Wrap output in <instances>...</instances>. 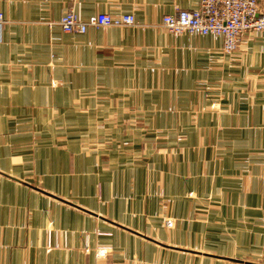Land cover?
<instances>
[{
  "label": "crops",
  "instance_id": "obj_1",
  "mask_svg": "<svg viewBox=\"0 0 264 264\" xmlns=\"http://www.w3.org/2000/svg\"><path fill=\"white\" fill-rule=\"evenodd\" d=\"M198 7L0 0V264H264V33L161 27Z\"/></svg>",
  "mask_w": 264,
  "mask_h": 264
},
{
  "label": "built area",
  "instance_id": "obj_2",
  "mask_svg": "<svg viewBox=\"0 0 264 264\" xmlns=\"http://www.w3.org/2000/svg\"><path fill=\"white\" fill-rule=\"evenodd\" d=\"M198 9L179 10L165 15L161 27L172 35L196 37L214 36L223 40L224 52L233 54L247 34L264 33V13L258 0H198ZM3 16L0 15V27ZM58 26L65 34H86L89 29L102 27L134 28L138 26L133 15L114 17L110 14H96L84 19L79 12H68ZM168 227L173 222H167ZM108 248H99V259L107 258Z\"/></svg>",
  "mask_w": 264,
  "mask_h": 264
},
{
  "label": "rangeland",
  "instance_id": "obj_3",
  "mask_svg": "<svg viewBox=\"0 0 264 264\" xmlns=\"http://www.w3.org/2000/svg\"><path fill=\"white\" fill-rule=\"evenodd\" d=\"M125 15H128V14H125ZM130 15H131V14H130ZM125 29H126V28H125ZM139 111H140V112H139L140 114H145L146 108H145V109H143V108H142V109H139ZM139 124H140L141 127L144 126L142 123H139ZM143 132H146V130L143 131ZM139 158H140V156L138 157V159H139Z\"/></svg>",
  "mask_w": 264,
  "mask_h": 264
}]
</instances>
